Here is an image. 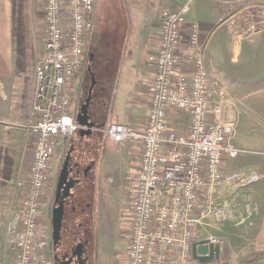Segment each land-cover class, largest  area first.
Segmentation results:
<instances>
[{
    "label": "built area",
    "instance_id": "built-area-1",
    "mask_svg": "<svg viewBox=\"0 0 264 264\" xmlns=\"http://www.w3.org/2000/svg\"><path fill=\"white\" fill-rule=\"evenodd\" d=\"M42 5L44 44L33 67V121L28 126L32 152L27 189L8 243L12 264H51L49 240L39 225L41 207L52 157L61 140L80 129L72 80L87 66L94 27L95 0H43ZM189 9L188 1L160 11L158 42L146 55L153 75L144 123L112 122L105 130L113 142L130 140L141 146L126 213L122 264H192L193 242L206 239L220 250L224 244L217 236L196 238L199 225L232 215L230 206L218 202L214 193L222 182L224 157H236L243 150L233 143L236 121L227 114L230 99L212 97L198 23H187ZM173 109L187 116L185 131L168 125Z\"/></svg>",
    "mask_w": 264,
    "mask_h": 264
},
{
    "label": "crops",
    "instance_id": "crops-1",
    "mask_svg": "<svg viewBox=\"0 0 264 264\" xmlns=\"http://www.w3.org/2000/svg\"><path fill=\"white\" fill-rule=\"evenodd\" d=\"M188 1L187 23H198L212 97L222 94L230 99L232 106L227 114L236 121L233 143L243 150L236 157H224L222 182L214 193L218 202L230 206L232 215L213 224L210 220L208 224L222 235L220 238L226 249L234 254L228 259L222 258L221 263L264 264V0L258 8L253 6V0H95L87 66L72 80V97L73 92L82 87L84 74L94 58L90 44L95 21L99 23L101 18H108L110 24L117 26L124 44L121 63L125 66L119 73L117 86L124 99L126 117L116 123L141 126L147 116L148 84L153 75L146 55L158 42L160 11L164 7L178 8ZM38 5L36 1L31 6L28 3L27 9L37 14ZM13 7L12 0H0V153L18 154L22 149L31 148L28 126L33 121V82L32 76L28 78L15 65ZM27 17L28 25L38 27L36 15ZM186 32L185 29L184 38ZM29 36L34 40V32ZM167 121L176 130L188 128L187 116L177 110H169ZM82 138L75 133L65 138L75 147L72 157L79 151L78 143L83 144ZM107 141L115 143L102 132V137L96 139V146L82 152L81 168L85 167L89 173L93 170L90 180H102L101 174L107 180H127L138 167L140 144L132 142L123 146L135 163L122 169L116 167L113 148H107ZM124 248L126 250V243Z\"/></svg>",
    "mask_w": 264,
    "mask_h": 264
},
{
    "label": "rangeland",
    "instance_id": "rangeland-1",
    "mask_svg": "<svg viewBox=\"0 0 264 264\" xmlns=\"http://www.w3.org/2000/svg\"><path fill=\"white\" fill-rule=\"evenodd\" d=\"M35 1L37 4H39L35 9L37 14L33 11V9H27L28 3L31 6V4ZM24 2L26 4V8L24 10L26 12V16H30L31 18H33L34 15H36L39 18L38 27H36L34 24H27L25 26L27 41L24 45L25 53L27 54V66H17L21 71L25 72L24 74H26L28 78H30V76L33 77V67L43 50V5L40 6V0H29V2L25 0ZM41 3H43V0H41ZM252 3L253 6L256 5V8H258L257 6L260 5L258 4V2H256V0H253ZM39 13L41 17H39ZM32 32H34V40H31V37L29 36V33ZM35 32H37V35ZM20 46L21 50L23 51L22 45H19L18 42H15L14 39V50H17ZM123 48L124 44L122 35L118 31L117 26H113L112 24H110L108 22V18L105 17L101 18L99 23L95 21V30L92 35V41L90 44V50L94 53V58L89 62V67L84 74L82 87L80 89H76L73 92L72 101L73 109H75L76 107H79L80 103H82L83 100L88 96L90 90L91 100L88 109L90 110L91 115L96 114L97 117L100 118V120L102 121L104 133H106L105 130L111 122H119L126 117V110L124 109L123 102L124 99L121 98L122 93L121 90H118L117 86L119 73H121L122 67L125 66L124 63H121L123 61L121 54ZM123 72L124 74L130 75V73L126 72L125 70H123ZM127 79H129V76L126 77V80ZM92 137L89 135L83 137V144L88 143V141L91 142ZM69 143L70 141L68 139H64L63 141H61L55 155L52 157L50 179L48 180L45 197L42 202L39 225L40 227H42V230L46 231V237L49 241L51 238V209L53 207L55 185L60 168L65 158V153L68 150ZM131 143L132 142L130 140H128L125 144H119L117 142L111 143L107 141L106 144L109 145L107 146V148H113L112 150L114 151L113 156L116 167L125 169L127 167H130L132 163H135L134 159L131 158V155L126 151L125 148H123L124 145ZM4 148L7 147L5 146ZM29 150H31L30 152H32V142L31 148ZM29 150L27 151L22 149L20 152H18V154H12L10 152L7 153L5 151H2L0 153V260L4 261L5 264H12V255L8 251V243L10 237L13 235L12 224L17 223L19 217L18 215L20 199L27 189L28 165L31 156V154H29ZM6 159H11L9 171L5 170V163L7 162ZM105 170L110 172L109 168H105ZM92 171L89 173V175H93ZM103 172H105L104 169L102 170V173ZM134 172L135 170L131 172V174H134ZM131 174L128 176L127 180H129ZM101 176V179L103 181L107 180L106 178H103L102 174ZM116 181L118 182V180H115V183H117ZM104 184L109 185L110 180H107V182H103V185ZM119 184H122V182ZM107 193L111 194V198L108 201V206L110 207L111 213L114 214L116 213V209L123 206L122 202L125 198L122 187L118 186L115 191L110 190ZM208 223H210V220L203 221V224L199 225L196 238L202 236H217L219 238L222 237V235L217 232L215 227L209 226ZM211 223L213 224L214 221H211ZM101 247L102 250L99 251V258L101 257L99 259V264H106L104 258L106 257V254H108L109 250L106 248L104 250L102 244ZM101 252H106V254L104 253V255H102ZM230 253L226 249L225 244H223L219 258H215L204 263L193 260L192 264H223L221 263L222 258L225 257L228 259V257L234 255ZM228 254L230 255L228 256ZM47 257L49 258L48 247Z\"/></svg>",
    "mask_w": 264,
    "mask_h": 264
},
{
    "label": "flooded vegetation",
    "instance_id": "flooded-vegetation-1",
    "mask_svg": "<svg viewBox=\"0 0 264 264\" xmlns=\"http://www.w3.org/2000/svg\"><path fill=\"white\" fill-rule=\"evenodd\" d=\"M78 108L76 107L75 113ZM90 121L95 124L88 134L93 136V143L90 142L87 145V143L79 142L77 145L79 151L75 157L71 156L75 147L69 143L65 153V157L67 153L70 155L68 178L76 182L73 184L70 194L64 199L60 238L55 244L52 242V238L49 241L48 250L51 264H99L101 244L104 250L105 248L109 250L108 254L101 252L102 255L106 254L104 258L106 264H122L125 260L126 250L124 247L125 243L127 244L125 222L126 213L130 208L133 175L129 180H118L117 183L115 180H110V184H104L105 186L103 182H107V180H89V171H85V167L81 168L82 154L93 148L94 145L96 146V139L102 137L103 132L102 121L96 114L90 116ZM75 134L80 136L79 130ZM84 136L86 134L81 135V137ZM121 182L122 184H119ZM118 186L122 187L125 199L122 202L123 206L116 209V213L113 214L108 206L111 194L107 192L115 191Z\"/></svg>",
    "mask_w": 264,
    "mask_h": 264
},
{
    "label": "water",
    "instance_id": "water-1",
    "mask_svg": "<svg viewBox=\"0 0 264 264\" xmlns=\"http://www.w3.org/2000/svg\"><path fill=\"white\" fill-rule=\"evenodd\" d=\"M91 100V92L78 108L75 115L76 122L80 125L79 132L81 135L89 134L95 127L93 121H90V110L88 109ZM69 153H67L61 169L59 171L57 182L55 185V194L53 198V207L51 209V238L55 244L60 238V229L64 211V199L70 194L75 180L68 178L69 174ZM220 246L211 244L206 239L195 241L192 243V259L200 263L208 262L212 259L219 258Z\"/></svg>",
    "mask_w": 264,
    "mask_h": 264
},
{
    "label": "trees",
    "instance_id": "trees-1",
    "mask_svg": "<svg viewBox=\"0 0 264 264\" xmlns=\"http://www.w3.org/2000/svg\"><path fill=\"white\" fill-rule=\"evenodd\" d=\"M13 1V9H17L14 11V26H13V34H14V39L15 42L17 41L19 45H22L15 50V65L16 66H22L26 67L27 66V54L25 53V45L27 41V34H26V28L25 26L27 25V16L26 12L24 11L26 8L25 0H12ZM17 15V16H16ZM16 16V17H15ZM25 42V43H24ZM7 162L5 163V170L9 171V166L11 159H6Z\"/></svg>",
    "mask_w": 264,
    "mask_h": 264
}]
</instances>
